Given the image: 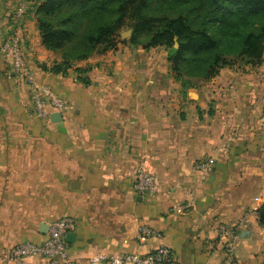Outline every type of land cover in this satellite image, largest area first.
Segmentation results:
<instances>
[{"label": "crops", "instance_id": "obj_1", "mask_svg": "<svg viewBox=\"0 0 264 264\" xmlns=\"http://www.w3.org/2000/svg\"><path fill=\"white\" fill-rule=\"evenodd\" d=\"M0 3L4 24L10 0ZM23 31L38 84L66 100V132L52 119L45 127L29 123L26 91L0 51V264H51L6 254L43 243L42 225L63 216L77 222L66 240L78 264L160 247L177 264H228L233 240L239 264H264L257 213L264 204V96L217 97L207 110L199 93L174 95L170 85L141 81L139 65L124 61L133 50L121 44L95 65L86 61L91 82L84 85L39 67L53 64L51 52L32 19ZM208 159L215 162L206 176L199 164ZM139 169L155 177L153 196L136 191ZM143 226L163 237L143 236Z\"/></svg>", "mask_w": 264, "mask_h": 264}, {"label": "trees", "instance_id": "obj_2", "mask_svg": "<svg viewBox=\"0 0 264 264\" xmlns=\"http://www.w3.org/2000/svg\"><path fill=\"white\" fill-rule=\"evenodd\" d=\"M156 0H45L36 10L42 43L62 51L63 63L44 71L67 75L72 61L83 62L117 48L120 30L129 25L135 45L149 38L146 49L165 46L177 78L195 64L210 80L236 64L260 66L264 58V0H163L173 12L153 15ZM88 74L91 69L78 68ZM89 85V77H79ZM187 88L186 84L183 85ZM189 88L192 85L189 84ZM212 113V112H211ZM264 225V204L258 209Z\"/></svg>", "mask_w": 264, "mask_h": 264}, {"label": "rangeland", "instance_id": "obj_3", "mask_svg": "<svg viewBox=\"0 0 264 264\" xmlns=\"http://www.w3.org/2000/svg\"><path fill=\"white\" fill-rule=\"evenodd\" d=\"M1 1V0H0ZM3 1V0H2ZM45 0H10V7L6 6V18L3 22L0 23V51L5 55L6 59L9 60L11 64V69L14 71L13 63L11 62L10 56L7 52L3 51V47L8 39H10L14 35H19L21 37L22 49L24 52V29H25V19L29 18L35 22V27H37L38 31V22L36 10L40 3ZM0 3V7H1ZM24 7V13L22 16H19V8ZM1 9V8H0ZM153 15H164L166 13L173 12L172 8L169 9V6L166 5V2L163 0H156L152 7ZM2 28V29H1ZM23 33V34H22ZM129 33L130 35L125 37L124 35ZM40 34V31H39ZM133 34V30L129 25L124 26L119 32V44H121L122 48L129 47L133 50V55L128 57L129 61L124 60L127 63L132 62L134 60L135 64L139 65V79L141 81L150 82L151 85L154 84H167L170 85V89H173L174 95H187L188 91H193L201 96V100H203V106L210 110L211 107H215L214 102H216L217 97H227V96H240V95H255L260 97L263 100L264 96V58L262 64L260 66H252L247 65L241 60H238L236 57L232 56L231 59L236 61V64L233 66L224 67L218 77L212 78L210 80H203L200 78L201 68L193 67L195 64L191 65L187 70H184L182 77L177 78L176 74L171 71L170 63L168 62L169 49L165 46L153 47L150 49L145 48V44L148 42L149 38L145 35L141 36V43L135 45L131 42L130 38ZM41 36V34H40ZM115 50V49H114ZM50 51V50H49ZM113 51V50H111ZM108 51V52H111ZM124 51V50H123ZM51 52V61L53 64L48 66L46 63H38L39 67L42 68V65H47L48 67H53L56 63H63V53L62 51H50ZM108 52L104 53L108 56ZM125 57H127L126 52L122 53ZM103 54L94 55L92 65L97 64L100 59H102ZM24 58L26 61L27 67L32 71V74L38 84L37 76L34 69L27 63L25 54ZM50 61V62H51ZM88 61V60H87ZM100 63V62H99ZM90 64H87L86 61L76 62L72 61V67L68 71L67 75L72 74L74 77H89L88 74H81L77 71L78 68L87 69ZM114 72V70H113ZM63 75V74H60ZM112 77H114V73H112ZM17 78V87L20 90H25L29 103L27 105L26 113L29 115V123L43 125L44 127L50 124L51 114L48 117H39L35 111V105L33 100V91L30 86L29 79L24 75H16ZM172 83V84H171ZM186 84L187 88L183 85ZM189 84L192 85V88H189ZM40 87L41 85L38 84ZM48 87V86H47ZM50 88V87H49ZM143 90V89H141ZM55 95L56 99L60 102L64 103V107L59 109L55 107L54 104L49 106V113L51 112H61L65 114L67 111L66 100L57 95L54 91H52ZM155 90H153V94ZM159 93V92H158ZM260 101V100H259ZM141 170V169H139ZM139 171L137 172L138 175ZM136 175V178H137ZM256 201V199L254 200ZM257 202V201H256ZM63 217H72V216H63ZM60 217L58 219H61ZM74 218V217H72ZM54 220L53 222L57 221ZM75 219V218H74ZM259 219V218H258ZM52 222V223H53ZM261 225V224H260ZM263 226V225H261Z\"/></svg>", "mask_w": 264, "mask_h": 264}, {"label": "built area", "instance_id": "obj_4", "mask_svg": "<svg viewBox=\"0 0 264 264\" xmlns=\"http://www.w3.org/2000/svg\"><path fill=\"white\" fill-rule=\"evenodd\" d=\"M19 16L24 13V7L19 8ZM3 51L10 56L16 75H24L30 81L33 91L35 111L39 117H48V109L51 104L61 109L64 103L56 99L52 90L47 86H38L27 67L24 52L21 44V37L14 35L8 39L3 47ZM214 159H208L199 164V170L208 175L214 165ZM158 183L155 177L145 169L139 170L136 178L135 189L142 195L153 196L157 192ZM256 201L262 203L263 199L257 197ZM77 222L72 217H63L50 224L48 238L43 243L27 242L11 249L7 254L8 259L21 260L27 257L39 256L48 260L51 264H78L73 261L69 254L67 245L68 234L75 231ZM227 233V232H226ZM141 234L148 238L161 239L162 232L151 226H143ZM227 263L239 264L235 256V241H231L227 247ZM88 264H177L174 254L168 247H160L157 250L147 253H124L104 255L99 254L89 259Z\"/></svg>", "mask_w": 264, "mask_h": 264}, {"label": "water", "instance_id": "obj_5", "mask_svg": "<svg viewBox=\"0 0 264 264\" xmlns=\"http://www.w3.org/2000/svg\"><path fill=\"white\" fill-rule=\"evenodd\" d=\"M130 34L129 33H126L124 36L127 37L129 36ZM51 119L54 123L57 124L58 128H59V131L61 132H66V129L64 128L63 126V122H64V117L62 115L61 112H54L52 115H51ZM49 230H50V226L49 225H46V224H43L42 227H41V231L45 234L49 233ZM75 236L74 233H70L68 234L67 236V239L68 240H71L73 239Z\"/></svg>", "mask_w": 264, "mask_h": 264}]
</instances>
